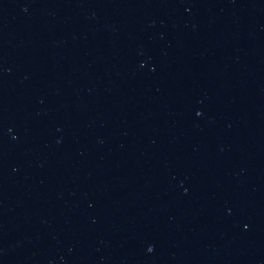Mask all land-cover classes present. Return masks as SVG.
Instances as JSON below:
<instances>
[{"label":"water","instance_id":"obj_1","mask_svg":"<svg viewBox=\"0 0 264 264\" xmlns=\"http://www.w3.org/2000/svg\"><path fill=\"white\" fill-rule=\"evenodd\" d=\"M179 264H264V0L218 110Z\"/></svg>","mask_w":264,"mask_h":264}]
</instances>
